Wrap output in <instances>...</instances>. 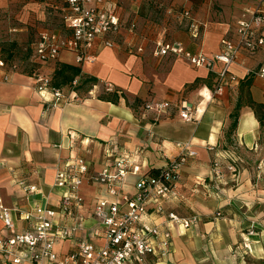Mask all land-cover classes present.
Returning <instances> with one entry per match:
<instances>
[{
    "label": "crops",
    "instance_id": "obj_1",
    "mask_svg": "<svg viewBox=\"0 0 264 264\" xmlns=\"http://www.w3.org/2000/svg\"><path fill=\"white\" fill-rule=\"evenodd\" d=\"M64 2L0 0V42H10L0 45V60L6 63L0 68L2 204L9 209L28 211L35 204L45 203L49 194L48 202L55 205L57 191L52 189L55 170L69 155H82L99 170L111 163L105 158L103 147L112 148V145L114 153L119 155L138 153L146 171L163 167L169 158L176 156L173 143L191 141L196 157L189 159L181 170L177 197L164 202L165 211L179 216L196 212L210 215L217 210L233 214L229 218L205 219L185 231L171 228L170 253L159 264H264L263 174L258 172L262 177L257 179L256 172L241 165V169L231 172L232 179H224L225 175L217 179L212 169L214 162L241 163L246 151L250 154L260 147L261 125L248 106L246 92L254 103L264 105V79L249 74L264 65V49L252 54L243 51L239 55L229 69L236 81L228 84L218 97L211 94L214 72L193 67L181 56L152 54L159 40L180 42L191 53L216 54L223 35L236 39L235 20L254 4L224 6L216 14L205 0H117L116 9L122 22L136 23V37L122 30L114 48L96 42L91 50L96 61L85 62L80 67L72 53L61 52L56 61L46 64H38L30 57L32 70L21 71L17 55L24 32L34 33V41L40 32L55 29L45 25L51 15L60 17V29L54 31L64 30ZM183 11H189L192 18L205 26L196 40L186 30L187 20L181 17ZM128 44L135 48L142 46L143 52L130 51ZM59 64L80 68V74L75 77L77 87L85 80L93 81L77 91L81 100L78 104L45 111L33 89V74L39 69L52 78ZM10 66L14 68L11 70ZM6 74L9 80L5 82ZM247 80L250 84L241 93V86ZM104 82L113 84L115 93L107 95H116V102L100 98L104 95ZM241 94L243 104L233 129L231 114ZM151 100L173 105L184 101L195 109L196 120L181 121L174 109L169 115L155 119L142 110ZM232 144L238 151L225 152V147ZM18 179L37 185L40 191L27 196L18 186ZM134 180L128 179L126 191L132 192ZM91 190L83 189L86 201L93 197ZM184 211L190 213L181 215ZM162 220L156 217L154 221ZM17 230H22L20 222ZM3 233L0 223V236ZM67 248L68 244L62 246V250Z\"/></svg>",
    "mask_w": 264,
    "mask_h": 264
},
{
    "label": "built area",
    "instance_id": "obj_2",
    "mask_svg": "<svg viewBox=\"0 0 264 264\" xmlns=\"http://www.w3.org/2000/svg\"><path fill=\"white\" fill-rule=\"evenodd\" d=\"M117 0H65L62 21L64 30H44L29 45L31 58L38 64L56 61L61 52H70L77 66L93 63L91 52L96 42L105 48H114L121 31L136 35V23L122 22L117 12ZM187 20L186 30L194 40L205 27L191 17L189 11L181 13ZM236 39L225 36L216 54L186 51L180 42L159 40L155 43L154 57L181 56L196 68L214 72L213 97L221 96L224 88L236 81L230 74L231 65L245 51L249 54L264 49V0H258L234 22ZM129 50L143 52L128 44ZM217 65H221L217 69ZM6 63L0 60V68ZM11 70L14 68L10 66ZM264 79V65L249 71ZM51 77L37 69L33 74V89L44 104L45 111L78 104L74 80L70 87H54ZM9 75L3 77L8 81ZM104 94L115 93L112 83L104 82ZM95 88V86H94ZM178 111L184 122L196 120L195 109L181 102L151 100L142 110L155 119ZM191 141L175 142L177 154L169 158L155 176L147 175L138 153L119 155L114 146H104L105 158L111 163L95 170L82 155H69L60 161L54 174L52 189L57 191V202L35 204L30 210L6 208L0 200V223L4 233L0 236V264H159L168 257L171 248V228L187 230L200 219L196 214L179 216L164 209V202L177 197V181L189 159L196 157ZM73 149V145L70 146ZM212 149V148H210ZM212 169L221 179L223 174L217 162ZM231 172L235 169L229 167ZM35 174L38 171L35 170ZM135 178L132 192L125 188L129 178ZM17 184L27 196L40 191L39 187L18 179ZM92 189L91 201H86L83 189ZM162 218L156 223L155 218ZM17 222L22 230H17ZM68 244L66 250L62 246Z\"/></svg>",
    "mask_w": 264,
    "mask_h": 264
},
{
    "label": "rangeland",
    "instance_id": "obj_3",
    "mask_svg": "<svg viewBox=\"0 0 264 264\" xmlns=\"http://www.w3.org/2000/svg\"><path fill=\"white\" fill-rule=\"evenodd\" d=\"M257 1L258 0H205L206 4H209L210 9L213 12H215L216 14L219 11H221L222 8H224V6H226L227 8H230V7L234 6V4L244 5V4H248V2L255 4ZM242 12L246 13V11H242ZM242 12H240V14ZM45 25L49 26V28H55L53 30H59L60 28H58V27L60 25V17H58L57 15L49 16L48 21ZM24 33H26V34L23 35V40H21V42H20L22 44V46H21L19 54L17 56L19 57L21 71L29 72L32 70V65H33L31 60H30L31 51L29 49V45H30V43L33 42V39L35 38V34L31 33V35L30 34L28 35L27 31ZM223 37H225V35H223ZM3 39H5V38H3ZM0 40H2V38H0ZM6 43H10L9 40L1 41L0 45L2 46V44L4 45ZM5 47H8V46L5 45ZM5 51H8V49ZM259 138L261 140V144H260L259 149L257 150V148H255L253 150V152H251V153H254V154H257V153L262 154L263 153L264 154V127L260 128ZM236 149H237V147L233 146V144H232L230 146L225 147V150H226L225 152L233 151L235 153L238 151V149L237 150ZM250 154H249V151L248 152L246 151L243 155L244 161L241 163L238 161L231 162L230 160L223 162V163H219L222 174L225 175L224 179H232V178H230L231 170L229 169V167L235 168L236 169L235 171H238L239 169H241V167H240L241 165H244L245 168L248 169L250 172H256L255 173L256 178L259 175L258 172L263 174V176H264V156H263V154L261 156H254V157H252ZM232 173H234V172L232 171ZM261 177L258 176V178H261ZM261 180L264 181V178L262 177ZM189 213H190V211H184L183 213H181V215H187ZM193 214L198 215L200 222H201V221H204L205 219H210V218H212V219L213 218L214 219H216V218H229L232 216L233 213H230V211L217 210L216 212H214L210 215H204V214H200L198 212L193 213ZM252 233L253 232H249V234H252Z\"/></svg>",
    "mask_w": 264,
    "mask_h": 264
},
{
    "label": "trees",
    "instance_id": "obj_4",
    "mask_svg": "<svg viewBox=\"0 0 264 264\" xmlns=\"http://www.w3.org/2000/svg\"><path fill=\"white\" fill-rule=\"evenodd\" d=\"M79 74H80V68L79 67L68 65V64H59L54 71V74H53L52 79H51V84L54 87H64V86L70 87L72 82L75 80V77L78 76ZM92 81L93 80H90V79L83 81V83L80 86L76 87V90L78 91L84 85H86L87 83L92 82ZM249 84H250V80H247L245 83H243V85L241 86V93H242V89L245 88L246 86H249ZM100 98L102 100L109 101V102H116L117 101V96L114 94H111V95L104 94V95L100 96ZM246 101L248 103V106L254 111L255 116H256L257 120L259 121L261 127H264V105L254 103L250 99L248 91L246 92ZM242 104H243V101H242V94H241L237 103H236L234 113L231 114V118L233 119V123H232L233 129L237 125V118L239 115L238 112H239ZM160 168H150V169H148V171L146 173H147V175L155 176L157 174V172L160 170Z\"/></svg>",
    "mask_w": 264,
    "mask_h": 264
}]
</instances>
